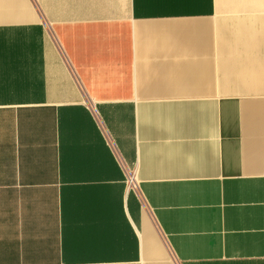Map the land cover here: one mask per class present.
Masks as SVG:
<instances>
[{
    "label": "crops",
    "instance_id": "crops-1",
    "mask_svg": "<svg viewBox=\"0 0 264 264\" xmlns=\"http://www.w3.org/2000/svg\"><path fill=\"white\" fill-rule=\"evenodd\" d=\"M0 264H264V0H0Z\"/></svg>",
    "mask_w": 264,
    "mask_h": 264
},
{
    "label": "built area",
    "instance_id": "built-area-1",
    "mask_svg": "<svg viewBox=\"0 0 264 264\" xmlns=\"http://www.w3.org/2000/svg\"><path fill=\"white\" fill-rule=\"evenodd\" d=\"M125 183L129 189H135L136 188V182L134 178L133 173H128L126 175Z\"/></svg>",
    "mask_w": 264,
    "mask_h": 264
}]
</instances>
